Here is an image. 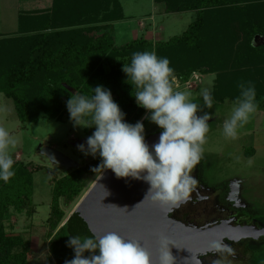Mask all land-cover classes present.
I'll list each match as a JSON object with an SVG mask.
<instances>
[{
	"label": "trees",
	"instance_id": "trees-1",
	"mask_svg": "<svg viewBox=\"0 0 264 264\" xmlns=\"http://www.w3.org/2000/svg\"><path fill=\"white\" fill-rule=\"evenodd\" d=\"M185 1L183 10L197 12L195 21L181 35L155 44L157 56L168 58L170 67L179 77L185 74L182 78H186L193 69L197 71L202 66L200 63H208L209 72L217 76L214 98L219 103L234 102L239 95L238 83L252 82L258 110H264V47L257 50L252 45L255 37H264V0ZM169 6L167 11L172 12V5ZM95 8H99V14L94 22L104 26L93 28L86 35L83 29H70L73 28L70 24L46 26L41 19L46 14L40 15L39 23L27 26L23 24L25 16L21 14L17 35L0 37V93L13 100L18 119L23 125L36 122L41 112L51 117L60 115L73 95L65 85L89 97L94 95L92 89L102 85L111 91L113 98L123 99L117 103L132 109L135 89L126 83L127 75L115 65L118 61H131L133 53L142 52L153 44L141 38L122 47L116 46L110 25L124 18L119 1L98 0L92 9ZM96 31L101 35L92 38L90 35ZM236 42L242 43L244 56L239 58L242 65H235L231 69L219 65V58L230 51ZM185 48L198 56L194 68L184 63L187 57ZM107 67L111 69L109 74ZM186 69L187 73L182 72ZM152 135L144 134L145 140ZM19 177L18 180L11 177L9 186L0 185V218L9 207L19 213L26 211L28 215L32 214V196L29 193L31 177L25 173ZM81 179L80 176L71 175L55 185L54 203L48 219V236L53 238L49 247V263L55 259L65 264L66 260L74 258V250L67 246L69 235L91 236L73 232V227L78 226L75 214L55 233L65 217L58 200L72 201L77 198L83 190ZM1 229L3 227L0 225V264H29V242L9 237ZM17 248L21 251L16 252ZM89 255L88 252L84 253L85 257Z\"/></svg>",
	"mask_w": 264,
	"mask_h": 264
},
{
	"label": "rangeland",
	"instance_id": "rangeland-1",
	"mask_svg": "<svg viewBox=\"0 0 264 264\" xmlns=\"http://www.w3.org/2000/svg\"><path fill=\"white\" fill-rule=\"evenodd\" d=\"M20 1V11L25 16L23 24L27 26L35 25L42 19L46 26H53L57 23L70 24L73 27L70 29H83L85 35L93 28L97 29L98 26H104L97 21L94 22L99 14V8H92L98 0H51L47 9L38 10L26 5L27 3L34 5L35 0ZM118 1L122 7L124 18L112 22L110 25L115 44L118 47H122L127 43L144 38L152 43L153 46L145 48L142 52L154 51L156 53L155 44L167 42L181 35L195 21L197 15L196 11L183 10L185 0ZM18 2L19 0H0L1 38L17 35V30L19 29L17 17ZM149 2H152L151 8H149L151 5ZM42 3L44 6L46 1ZM42 5L38 4L36 7H42ZM169 5H172V12L167 11ZM42 14H46V16L39 19ZM166 14L171 15L166 18ZM140 16L144 18L138 21ZM227 34L229 35V32ZM100 35L101 33L96 31L90 36L97 38ZM252 45L257 50L264 47V37H255ZM232 49L234 50L232 51ZM232 49L219 58V65L223 64L224 67L230 69L242 65V62L239 61V58L244 56L242 43L236 42ZM185 50L184 53L187 57L184 63H188L187 66L194 68L196 62L198 63V61L195 62L198 56H194L189 48H185ZM130 62V60H127V63L118 61L115 66H117V69H122L123 63L130 64ZM200 65L202 66L197 71L193 69L190 74L189 72L187 73V69L182 70V72L186 71V78L181 77L185 74H181L180 77L177 73L174 72V74L177 77L179 90L190 91L194 102L203 103L202 98L198 94L205 87L210 89L214 101L213 108H204L202 112L197 113L198 116H202L204 112H208L212 117L208 121L209 132L207 134V142L203 146L204 157L201 161L206 183L210 182V184H214L213 187H216L220 183L235 182L237 187L234 195L239 198L241 203L249 204L250 207L258 211L259 218L264 221V110H257L249 123L238 130V139H226L223 135L222 125L231 114L233 101L220 103L215 101L214 88L217 76L209 72L208 63L202 62ZM106 70L108 74L111 72L108 67ZM71 92L73 94L76 93L73 90ZM113 100L116 103L118 100L123 101V99L116 98V96H114ZM131 102L133 104L131 106L132 109L123 107L122 103H117L125 114L124 122L135 124L137 121H141L144 124V133L146 134L163 131L147 119L150 113L139 107L136 100ZM0 126L5 127L18 141L15 149H10L12 158L15 161L12 169L14 176L12 178L18 180L17 177L23 176V173H25L26 176L31 177L32 186L29 190L32 196L30 206L32 214L28 215L26 211L19 213L16 209L9 207L3 217L0 218V225L3 227L1 232L9 237H17L29 242V264H60L55 259L51 263L48 262V258L51 257L50 242L53 239L48 236L50 232L48 219L54 203L55 185L64 177L71 175L80 176L83 182V190L77 198L72 201L66 199L58 200V205L64 211L65 217L58 224L56 233L69 220V217L72 216L80 202L105 171L97 170L95 173L92 171L94 167L102 162L98 154L95 158L91 155L85 156L72 146V142L87 139L91 136L95 128L74 127L67 108L56 117H51L41 112L36 122L23 125L18 119L13 100L7 98L3 93H0ZM45 147H51L64 154L79 163V167L66 171L62 167L52 164L42 154V150ZM249 160L252 161L251 164H249ZM9 183L10 181L8 184L3 180L0 181V185L9 186ZM181 208L182 212L189 216L194 217V214H197L195 212L197 208L193 207L192 204L184 205ZM179 216H182V214ZM188 220H191V218H188ZM19 251L21 249L17 248L16 252ZM255 264H264V253L259 254Z\"/></svg>",
	"mask_w": 264,
	"mask_h": 264
},
{
	"label": "clouds",
	"instance_id": "clouds-1",
	"mask_svg": "<svg viewBox=\"0 0 264 264\" xmlns=\"http://www.w3.org/2000/svg\"><path fill=\"white\" fill-rule=\"evenodd\" d=\"M122 71L127 75L126 83L135 89L132 95L137 105L147 110V119L163 130L158 143L150 151L144 124L124 122L125 114L111 91L101 85L92 89L94 95L90 97L76 92L67 101L74 127L95 128L86 140L87 146L80 144L78 150L93 158L99 155L102 162L92 169L94 173L110 169L117 178L143 180L150 185L145 198L174 210L187 203L198 183L192 172L204 157L212 117L208 112L202 116L197 113L213 108L211 91L202 88L198 95L203 103L194 102L190 91L179 90L169 59L158 57L154 51L133 53L130 64L123 63ZM237 87L239 95L222 125L224 137L231 140L238 139V130L249 123L259 107L252 82L241 81ZM17 143L0 126V180L5 183L14 176L15 161L10 149H15ZM170 243L167 237H160L158 264H175ZM67 246L75 255L65 264H153L150 252L139 240L115 231L85 237L69 235ZM85 252L90 255L85 257ZM209 253L218 255L212 264H225L222 254L235 255L234 249L222 240L209 241L204 255Z\"/></svg>",
	"mask_w": 264,
	"mask_h": 264
},
{
	"label": "water",
	"instance_id": "water-1",
	"mask_svg": "<svg viewBox=\"0 0 264 264\" xmlns=\"http://www.w3.org/2000/svg\"><path fill=\"white\" fill-rule=\"evenodd\" d=\"M65 88L72 91L66 85ZM160 134L145 140L150 151L158 143ZM86 140H78L74 146L85 144L86 147ZM42 154L52 164L66 170L77 167L74 161L51 147H45ZM149 187L143 180L117 178L110 169H105L73 213L78 222V226L73 227V232L103 235L115 231L135 238L150 252L153 264H158L161 236L167 237L171 242L170 251L175 264H199V261L203 264L200 256L207 252L211 240L239 242L247 238L256 240L264 235V230L254 227L237 229L223 224L200 229L184 223L177 220V213L182 212V206L191 204V196L187 203L170 210L169 207H162L150 198H145Z\"/></svg>",
	"mask_w": 264,
	"mask_h": 264
},
{
	"label": "flooded vegetation",
	"instance_id": "flooded-vegetation-1",
	"mask_svg": "<svg viewBox=\"0 0 264 264\" xmlns=\"http://www.w3.org/2000/svg\"><path fill=\"white\" fill-rule=\"evenodd\" d=\"M161 132L162 131H160V133ZM160 133L156 131L150 134L155 135ZM76 142H72L73 145L72 143L71 145L78 150V148L74 146V143ZM75 163L77 164L76 168H78L79 163ZM192 175L197 179L198 183L190 192L189 196H191L193 200L191 201V204L193 207L197 208L195 211L197 214L193 213V217L179 211L177 213V220L200 229H209L210 227L229 224L231 227L237 229L242 227H254L256 229L264 230V221L259 218L258 211L253 207H250L249 204L241 203L239 198L234 195L237 187L235 182L230 181L229 183H220L216 187H213L214 184H210V182L207 184L204 178L202 162L194 168ZM181 214L182 216H179ZM70 218L71 217H69V219ZM188 218H191V220H188ZM223 243L230 245L235 251V255L222 254L221 258L225 259V264H255V260L259 254L264 253V235L256 240H253L252 238L243 239L239 242L223 240ZM200 257L203 264H212V261L218 259V255L212 253Z\"/></svg>",
	"mask_w": 264,
	"mask_h": 264
},
{
	"label": "crops",
	"instance_id": "crops-1",
	"mask_svg": "<svg viewBox=\"0 0 264 264\" xmlns=\"http://www.w3.org/2000/svg\"><path fill=\"white\" fill-rule=\"evenodd\" d=\"M44 1H46V4L43 6L42 4V2H44ZM51 0H35V4L33 5V4H30V3H27L26 5H28V7H34V10H38V9H47V6L49 5V2H50ZM41 2V3H40ZM122 2V1H121ZM21 1L19 0V2H18V8H17V17H18V22H19V18H20V15H21V11H20V7H21ZM149 3H151V5H150V7L149 8H151V6H152V2H149ZM38 4H41L42 5V7H36V5L38 6ZM36 7V8H35ZM49 7V6H48ZM154 7V6H153ZM30 9V8H29ZM123 9H124V5H123ZM169 15H171V14H169ZM168 14H166V18L169 16ZM144 17L143 16H140L139 17V19H138V21H140V20H142ZM134 19H136V18H134ZM19 24V23H18ZM135 32H137L136 30H134ZM17 32H18V30H17ZM123 34H125V33H123Z\"/></svg>",
	"mask_w": 264,
	"mask_h": 264
}]
</instances>
